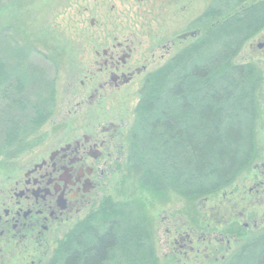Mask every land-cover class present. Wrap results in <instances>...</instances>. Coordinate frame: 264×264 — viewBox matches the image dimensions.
Here are the masks:
<instances>
[{
  "label": "flooded vegetation",
  "instance_id": "flooded-vegetation-1",
  "mask_svg": "<svg viewBox=\"0 0 264 264\" xmlns=\"http://www.w3.org/2000/svg\"><path fill=\"white\" fill-rule=\"evenodd\" d=\"M19 1L0 0V103L12 108L0 125V264H60L59 254L73 233H105L121 214L113 208L122 206L132 210L153 264H246L247 253H257L247 263L257 264L264 256L263 146L227 187L235 198L230 211L207 206L219 191L225 198L226 188L194 202L179 197V204L169 191L163 212L148 216L145 205L159 196L149 198L133 172L130 131L145 80L176 54V39L183 43L198 31L171 37L99 28L88 37L93 47L61 73L63 49L55 45L58 62L48 90L46 71L38 74L31 65L38 50L32 51L28 28L17 22ZM95 24L91 18L90 26ZM247 43L262 54L254 62L245 59L261 71L256 103L264 123V27ZM135 91L130 120L120 108Z\"/></svg>",
  "mask_w": 264,
  "mask_h": 264
},
{
  "label": "trees",
  "instance_id": "trees-1",
  "mask_svg": "<svg viewBox=\"0 0 264 264\" xmlns=\"http://www.w3.org/2000/svg\"><path fill=\"white\" fill-rule=\"evenodd\" d=\"M234 1L235 10L178 48L140 91L130 138L134 175L148 191L194 202L226 188L254 158L261 71L235 58L263 28L264 0ZM113 210L121 213L114 227L73 233L60 264H153L132 210Z\"/></svg>",
  "mask_w": 264,
  "mask_h": 264
},
{
  "label": "rangeland",
  "instance_id": "rangeland-1",
  "mask_svg": "<svg viewBox=\"0 0 264 264\" xmlns=\"http://www.w3.org/2000/svg\"><path fill=\"white\" fill-rule=\"evenodd\" d=\"M19 2L20 3H16L17 6L15 8L17 22L20 21L22 25L28 28L27 35L28 38L32 40V51L38 50V53L35 51L32 52L30 58L32 61L31 65H33V69H38V74L42 73L44 70L46 71L48 78L46 86L48 90L51 87L50 82L52 81V73L55 71L53 67L55 68V63L58 62L57 58L52 55L55 50V45H59V47L63 49L59 50L63 55L62 60L64 61L65 67L61 65L59 73L65 71L69 63L80 56L79 54L83 50L88 51L93 47L94 42L89 40L88 37L94 36V34L99 31V28H101V32L104 28L109 29L113 34L114 32L120 34L127 29V31H133L140 35L145 33V36L149 34L153 35V33L159 35L170 33L171 37H173L175 33H177L176 35H184V32L187 31L199 32L193 37L186 36V38L183 39L185 40L183 43H179L180 41L176 39L175 42L180 49L183 45L188 43L189 40L201 36L207 25L214 24L217 21L222 22L227 13L237 8L236 1L234 0H21ZM112 6H114L115 9L110 11ZM6 11H9V8L4 10V13ZM206 11L207 14L203 15ZM103 12L108 14V20L104 17ZM263 13L264 10L262 9L259 15ZM91 18H95L96 20V27L94 28L90 26ZM196 28L197 30H195ZM57 34H60V37L56 38ZM210 43L214 44V42L209 41L208 44ZM256 49L257 48H249L248 43H246L239 55L235 58V62H245L244 60L248 61L247 59L253 62L259 60V56L262 54ZM47 52L49 53V62L46 60ZM77 52L79 53L77 54ZM245 57L248 58L245 59ZM18 66H20V62L17 61L16 67ZM23 76L24 71L22 77ZM35 81H38V78L34 70L32 72L33 85ZM36 89H38L37 92L40 93V87H34L33 92H36ZM137 93L138 92L135 91V95L131 96L128 101L121 103L122 108L120 109H126L125 111H128L127 118L129 117L130 120L132 118L131 115L134 105L137 101ZM33 101L35 102V98H33ZM2 109L5 110L2 111ZM9 109L12 108L5 107L0 103V110L2 111V113H0V125L3 124V120H5V117L9 114L7 113ZM25 109V107H17V110L24 113L26 112ZM262 126L264 127V123L260 122V115L258 113L253 141L255 156L259 154L261 147H264V132H262L264 128H261ZM2 148L3 142L0 138V152ZM239 177L240 175L238 174L235 179ZM130 182L131 180L129 183ZM133 183L135 184L136 182ZM227 187H230V185ZM227 187L224 190L226 194L225 198L221 197L223 191H219L217 193V201H209L207 206L215 204V207L221 206L224 210H232L231 206H233L235 198L228 194L230 188ZM164 192H160L159 195L152 190L148 191L145 189V193H147L149 198L154 199V195L159 196L156 203H145L144 210L147 212L148 216L150 214L152 216L154 214L156 215L158 211L163 212V209L166 208L165 206V208L163 207L165 203L164 197H168L169 195ZM172 194L175 195L173 192ZM128 197V199H130V195ZM134 198L136 199V197ZM174 198L178 204L181 202L178 196L175 195ZM198 202L200 203V201ZM172 205V203H169L168 207ZM255 255H257V253L245 254V262L243 263L247 264L252 262Z\"/></svg>",
  "mask_w": 264,
  "mask_h": 264
}]
</instances>
